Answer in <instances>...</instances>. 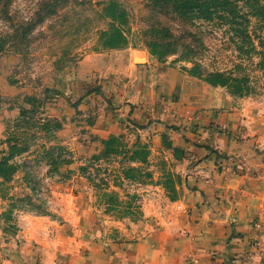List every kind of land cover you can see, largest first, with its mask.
<instances>
[{"label": "rangeland", "instance_id": "374dc122", "mask_svg": "<svg viewBox=\"0 0 264 264\" xmlns=\"http://www.w3.org/2000/svg\"><path fill=\"white\" fill-rule=\"evenodd\" d=\"M110 2L0 0V264L40 262L41 242L124 245L171 228L179 237L180 220L194 214L188 189L197 163L188 140H240L243 116L264 133L261 54H242L228 27L214 22L155 19L149 0H117L129 14V44L106 47L115 27ZM158 20L178 35L191 31L184 42L205 70L249 78L245 96L221 87L242 111L235 124L199 120L185 106L168 112L167 99L144 94L150 82L140 83L139 65L186 74L192 66L181 60L183 47L159 58L145 46L142 32ZM250 25L264 39L255 18ZM198 127L210 134H192Z\"/></svg>", "mask_w": 264, "mask_h": 264}, {"label": "crops", "instance_id": "0c3cea01", "mask_svg": "<svg viewBox=\"0 0 264 264\" xmlns=\"http://www.w3.org/2000/svg\"><path fill=\"white\" fill-rule=\"evenodd\" d=\"M139 66L140 83L150 82L144 94L153 92L167 99L168 112L185 106L188 112L198 110L196 117L205 122L223 117L235 124L240 119L241 109L232 108L236 97L221 92L220 86L200 85L194 80L197 77L175 68L151 73L148 64ZM195 91H200L199 100L192 97ZM242 120L247 127L240 140L234 133L213 136L201 127L192 134L214 138L206 143L188 140L197 163L189 182L194 188L188 189L194 214L188 221L180 220L181 236L175 237L171 228L156 238L124 245L86 237L51 245L41 242L40 262L34 263L188 264L193 259L197 264H264V133L249 118Z\"/></svg>", "mask_w": 264, "mask_h": 264}, {"label": "trees", "instance_id": "16d2710c", "mask_svg": "<svg viewBox=\"0 0 264 264\" xmlns=\"http://www.w3.org/2000/svg\"><path fill=\"white\" fill-rule=\"evenodd\" d=\"M148 5L155 19L160 18L168 23L180 20L184 25L191 27L198 21H203L228 27L232 34L230 39L236 48L247 56L253 53L261 54L263 58L260 62L264 68V39L257 35L256 30L254 36L250 28L252 18H255L258 22L257 28L264 29V0H149ZM108 11V15L115 21V27L107 34L104 45L118 48L129 44L128 33L125 30V27L129 26L128 11L123 9L117 0H111ZM163 21L158 20L149 24L142 32L145 46L152 54L166 58L183 47L185 52L181 60L192 62L191 67H184L190 75L201 78L212 86L226 87L232 95L250 94L253 87L247 76H237L221 70H205L194 60L196 52L193 47L184 42L191 31L186 29V35H178L173 29V24H166ZM254 37L258 38V42Z\"/></svg>", "mask_w": 264, "mask_h": 264}, {"label": "built area", "instance_id": "2783aa9c", "mask_svg": "<svg viewBox=\"0 0 264 264\" xmlns=\"http://www.w3.org/2000/svg\"><path fill=\"white\" fill-rule=\"evenodd\" d=\"M192 264H197V262L196 261H193Z\"/></svg>", "mask_w": 264, "mask_h": 264}]
</instances>
